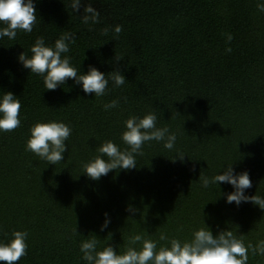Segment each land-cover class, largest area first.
<instances>
[{
    "label": "trees",
    "instance_id": "obj_1",
    "mask_svg": "<svg viewBox=\"0 0 264 264\" xmlns=\"http://www.w3.org/2000/svg\"><path fill=\"white\" fill-rule=\"evenodd\" d=\"M34 2L32 33L0 40V92L21 103L20 127L0 133V242L28 233L18 264H87L80 246L92 239L97 251L109 245L122 255L139 250L130 241L141 235L158 251L172 239L189 242L204 221L214 235L231 231L245 246L264 242V210L229 205L219 195L231 185L204 188L199 180L232 164L249 173L245 194L264 197V0ZM64 36L79 72L119 70L125 84L110 81L103 97L85 95L71 79L45 90L18 56L30 55L38 38L53 45ZM113 100L119 106L105 111ZM150 112L157 128L175 134L173 150L150 141L135 169L98 181L82 174L101 144L126 150L124 122ZM51 121L72 129L65 159L55 166L25 150L30 128ZM105 213L110 223L101 231ZM247 264H264V255L249 250Z\"/></svg>",
    "mask_w": 264,
    "mask_h": 264
},
{
    "label": "clouds",
    "instance_id": "obj_2",
    "mask_svg": "<svg viewBox=\"0 0 264 264\" xmlns=\"http://www.w3.org/2000/svg\"><path fill=\"white\" fill-rule=\"evenodd\" d=\"M260 10L264 11V6ZM36 21L34 0H0V40L5 37L10 41L15 40L18 32L32 33ZM115 31L119 33L121 29L117 27ZM68 39L64 36L53 45H46L43 38H38L29 49L30 55L23 51L18 56V62L30 73L40 76L45 90L48 91H55L58 86L71 79L85 95L103 97L110 81L115 87L125 84V76L119 70L105 74L89 66L86 73L79 72L72 66L71 58L66 55L70 51ZM228 39L230 41L232 37L229 36ZM118 106L119 102L113 100L104 105V110L109 111ZM20 110L21 103L16 95L12 92H0V133H9L20 127ZM157 119L156 114L151 112L143 117L132 116L127 119L120 138L128 148L121 151L112 141L101 144L98 147L99 155L82 164V174L98 181L109 172L135 169L136 156L143 155L142 148L150 141L162 142L165 149L173 150L175 134L169 133L168 128H157ZM71 132V127L63 122H38L29 130L25 150L48 165L55 166L65 159L64 153L68 150L66 141ZM105 156L106 160L103 158ZM184 157L185 155L178 153L176 159L183 161ZM199 180H202L204 188L219 186L221 183L231 185L232 192L225 194L220 191L219 195L229 205L234 203L239 207L241 203H251L264 210V197L245 194L252 187L249 173L235 172L232 164L222 174L211 178L200 175ZM105 217L101 231L110 223L107 213ZM204 224L206 227L194 231L189 242L182 243L172 239L170 246L161 247L158 251L155 242L145 240L141 235L134 236L130 241L131 245H141L139 250L129 247L122 255L117 254V250L109 245L102 251H97V240H88L80 246L82 259L87 264H247L249 250L254 254L264 255V242L256 247L245 246L231 231L221 230L214 235L205 221ZM27 237V232L15 231L6 243L0 242V264H18L27 255ZM160 239L165 240L166 237L161 235Z\"/></svg>",
    "mask_w": 264,
    "mask_h": 264
}]
</instances>
